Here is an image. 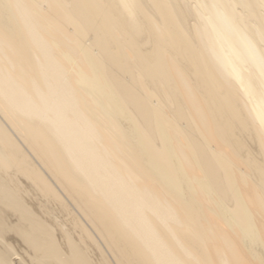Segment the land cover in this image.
Wrapping results in <instances>:
<instances>
[{
    "label": "bare ground",
    "instance_id": "1",
    "mask_svg": "<svg viewBox=\"0 0 264 264\" xmlns=\"http://www.w3.org/2000/svg\"><path fill=\"white\" fill-rule=\"evenodd\" d=\"M0 264H264V0H0Z\"/></svg>",
    "mask_w": 264,
    "mask_h": 264
}]
</instances>
